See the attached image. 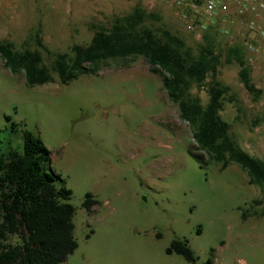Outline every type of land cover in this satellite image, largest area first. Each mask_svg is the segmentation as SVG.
<instances>
[{
  "label": "rangeland",
  "instance_id": "obj_1",
  "mask_svg": "<svg viewBox=\"0 0 264 264\" xmlns=\"http://www.w3.org/2000/svg\"><path fill=\"white\" fill-rule=\"evenodd\" d=\"M117 9L128 14L122 4L101 1L0 0V43L37 50L49 65L50 54L88 44L93 27L108 25L120 16ZM150 25L171 29L194 52L203 43L204 34L197 39L164 19ZM211 34L217 49L238 43L221 29ZM245 51L262 95L254 100L239 82L238 65L221 61L216 80L229 92L220 115L232 139L264 161V56ZM130 61L65 85L54 75L55 82L29 88L23 73L13 75L0 58V154L22 152V131H30L49 150L51 172L71 191L77 248L60 264H189L165 253L173 240L187 242L196 264H264L260 190L235 164L221 170L197 159L200 151L160 78L143 59ZM191 94L207 103L205 87ZM256 119L262 121L254 125ZM86 194L96 202L90 212Z\"/></svg>",
  "mask_w": 264,
  "mask_h": 264
},
{
  "label": "trees",
  "instance_id": "obj_2",
  "mask_svg": "<svg viewBox=\"0 0 264 264\" xmlns=\"http://www.w3.org/2000/svg\"><path fill=\"white\" fill-rule=\"evenodd\" d=\"M160 21L159 15L136 5L106 26L95 25L88 44L73 45L70 53L50 54L49 65L39 51H18L9 42L0 43V58L13 75L23 73L29 88L55 82L54 75L65 85L80 76L96 75L110 63L127 66L130 60L143 59L149 72L160 78L169 100L177 105L180 119L187 123L200 151L194 156L206 157L221 170L237 165L246 173L248 183L260 190L262 199L255 201L260 204L264 201V161L251 156L230 136V125L220 115L229 87L216 80L221 61L235 63L245 91L254 100L261 97L262 90L251 79L245 47L235 43L225 50L217 49L207 31L194 52L171 29L150 25ZM37 43L45 49L39 40ZM193 87H205L206 104L191 94ZM229 100L235 101L232 96ZM261 121L256 119L253 124ZM49 160V150L28 130L22 131V152L0 154V264H60L77 248L75 210L67 202L71 191L60 175L51 172ZM85 199L83 206L90 212L96 202L90 194ZM165 253L180 255L189 264L197 262L186 241L173 240ZM203 264L213 262L208 259Z\"/></svg>",
  "mask_w": 264,
  "mask_h": 264
},
{
  "label": "built area",
  "instance_id": "obj_3",
  "mask_svg": "<svg viewBox=\"0 0 264 264\" xmlns=\"http://www.w3.org/2000/svg\"><path fill=\"white\" fill-rule=\"evenodd\" d=\"M146 3L164 4L174 9L186 24V30L199 39L205 34L219 13H227L230 5L236 7L237 14L243 17V26L251 36L241 43L249 54L264 56V0H145ZM248 14V17L245 15ZM229 35L227 29H221Z\"/></svg>",
  "mask_w": 264,
  "mask_h": 264
},
{
  "label": "crops",
  "instance_id": "obj_4",
  "mask_svg": "<svg viewBox=\"0 0 264 264\" xmlns=\"http://www.w3.org/2000/svg\"><path fill=\"white\" fill-rule=\"evenodd\" d=\"M99 1L103 3V6H107V7L108 6L118 7V5L122 4L123 6L126 7L128 11L127 13L131 12L133 7H135L136 5H140L144 9L146 8V5H147L149 8L153 10L154 13L159 15L161 19L166 20V23L176 28H179L182 31L189 32L188 30H186V24L178 17L176 11L168 7L167 5L159 4V3L151 5V4L146 3L145 0H90L92 4H98ZM100 9L102 8L96 7V6L94 7L95 11L100 10ZM119 13L120 12L117 9V12L114 14L120 15ZM245 17H248V14L245 15ZM212 20L213 22L211 23L209 30H208V32L210 31V33H214L217 28L227 29L229 33H231L234 36L235 35L237 36L236 41L238 43H241L242 40L248 37L251 38V36L246 33L245 28L242 24L243 17L237 14L236 7L234 5L229 6V10L227 11V13H219ZM258 56H261V55H255L256 58ZM255 57L253 55V58Z\"/></svg>",
  "mask_w": 264,
  "mask_h": 264
}]
</instances>
